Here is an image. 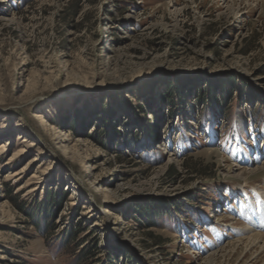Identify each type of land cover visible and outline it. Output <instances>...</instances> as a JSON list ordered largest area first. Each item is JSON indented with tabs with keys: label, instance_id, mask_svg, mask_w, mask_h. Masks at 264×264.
I'll return each instance as SVG.
<instances>
[{
	"label": "rangeland",
	"instance_id": "rangeland-1",
	"mask_svg": "<svg viewBox=\"0 0 264 264\" xmlns=\"http://www.w3.org/2000/svg\"><path fill=\"white\" fill-rule=\"evenodd\" d=\"M68 3L0 0V264H264V0Z\"/></svg>",
	"mask_w": 264,
	"mask_h": 264
},
{
	"label": "bare ground",
	"instance_id": "bare-ground-1",
	"mask_svg": "<svg viewBox=\"0 0 264 264\" xmlns=\"http://www.w3.org/2000/svg\"><path fill=\"white\" fill-rule=\"evenodd\" d=\"M47 133L49 135H51L52 138H53L54 133H52L51 131H49ZM27 139L28 138H24L22 142H27L28 141ZM5 143L6 142L4 141V142H2L0 144V153L3 152L6 149ZM29 143H30V141H29ZM23 151H24V149H23ZM37 161H38V158L32 157V159L30 158L28 160L27 166H30L32 163L37 162ZM256 172L257 171H252L251 173H248V174L253 175V174H256ZM22 173H23V170H20L19 172H15L12 175H7L6 178L7 179H9V178L11 179V178H13V177H15L17 175L22 174ZM251 210H253V208H251ZM254 216H255V214H254ZM263 226H264V224H260V223L259 224L258 223L257 224L254 223V225H252V227L251 226H249V227L244 226L243 227V225H242V227H243V228H241L242 229V233L241 232L240 233L243 234V236H242V238H240L238 240V243L239 244H245L247 249H252V248L256 247L257 250H260V252H264V234H262V233H260L258 231V229H260ZM255 230H257V231H255Z\"/></svg>",
	"mask_w": 264,
	"mask_h": 264
},
{
	"label": "trees",
	"instance_id": "trees-1",
	"mask_svg": "<svg viewBox=\"0 0 264 264\" xmlns=\"http://www.w3.org/2000/svg\"><path fill=\"white\" fill-rule=\"evenodd\" d=\"M79 2L80 0H69V3L67 4V7L65 8V15H72L75 14L78 10H79ZM235 90V89H234ZM235 91L238 92V90L236 89ZM119 108L120 110L123 112V114L125 115H132V113L135 111V107H133L132 105L125 103L123 101H119ZM139 109V108H138ZM128 116V117H129ZM138 126V124H136ZM14 198L16 199V197L14 196ZM13 198V199H14ZM52 199V198H51Z\"/></svg>",
	"mask_w": 264,
	"mask_h": 264
},
{
	"label": "snow or ice",
	"instance_id": "snow-or-ice-1",
	"mask_svg": "<svg viewBox=\"0 0 264 264\" xmlns=\"http://www.w3.org/2000/svg\"><path fill=\"white\" fill-rule=\"evenodd\" d=\"M257 203H259V201H257Z\"/></svg>",
	"mask_w": 264,
	"mask_h": 264
}]
</instances>
